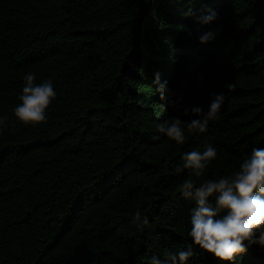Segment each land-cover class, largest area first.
<instances>
[{
    "label": "trees",
    "instance_id": "trees-1",
    "mask_svg": "<svg viewBox=\"0 0 264 264\" xmlns=\"http://www.w3.org/2000/svg\"><path fill=\"white\" fill-rule=\"evenodd\" d=\"M208 9L211 25L186 15ZM208 28L217 39L200 45ZM157 71L185 105L225 92L208 132L150 140L157 122L188 119L155 92ZM27 72L57 97L46 122L0 134V264H146L190 240L182 152L218 146L206 176H219L264 147V0H0V115L15 119ZM136 209L143 232L128 223ZM192 262L220 264L202 251ZM235 264H264V249Z\"/></svg>",
    "mask_w": 264,
    "mask_h": 264
},
{
    "label": "clouds",
    "instance_id": "clouds-1",
    "mask_svg": "<svg viewBox=\"0 0 264 264\" xmlns=\"http://www.w3.org/2000/svg\"><path fill=\"white\" fill-rule=\"evenodd\" d=\"M202 25H211L220 19L216 9H208L197 16L188 11ZM218 29L208 28L197 34L200 45L213 43ZM36 73L27 72L18 101L12 113L14 120L0 115V134L5 133L15 122L37 126L48 120V108L57 97L54 80L45 78L36 82ZM202 79L201 77H198ZM152 85L161 100H168L183 116H171L155 124L150 135L153 142L166 138L177 145L186 142L187 134H203L209 131L211 122L218 120L225 105V92H211L207 107L201 104H183L182 97H176L175 90L167 80H161L154 72ZM228 89L234 85L228 83ZM218 157V146L207 143L201 149L193 147L180 154L173 167L175 175H184L178 185V197L193 204L190 209L189 225L186 226L189 242L181 247L167 248L160 254L145 258L146 264H193L197 251L210 253L220 264H235L241 254L252 245L264 249V147L253 146L250 152L238 162V166L219 176H206L209 165ZM128 223L143 232L150 227L148 214L140 209L132 212Z\"/></svg>",
    "mask_w": 264,
    "mask_h": 264
}]
</instances>
